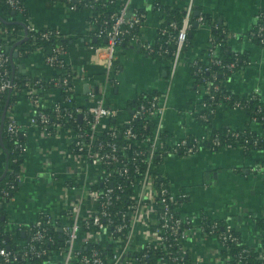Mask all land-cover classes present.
Returning <instances> with one entry per match:
<instances>
[{
  "label": "built area",
  "instance_id": "1",
  "mask_svg": "<svg viewBox=\"0 0 264 264\" xmlns=\"http://www.w3.org/2000/svg\"><path fill=\"white\" fill-rule=\"evenodd\" d=\"M5 1L14 13L22 17L24 27L15 34L13 32L15 27L10 30L0 25L2 38L0 41V133L5 118L6 134L15 141L20 153L24 154L26 145L20 142L19 137L25 132L26 125L16 117L15 104L20 97H25L31 109L27 125H36L50 136L70 134V146L76 158L85 166L96 165L99 169V177L88 179L84 172V178L77 179L80 181L78 185L82 193L72 200L62 217L41 211L36 220L27 225L30 232L29 242L17 249L1 244V260L7 264L21 260L27 262L49 254L51 250L44 243L54 242L55 237L48 233L47 224H57L58 220L62 219L60 231L65 235V253L59 264H71L73 261L79 264H108V261L109 264L122 262L139 264L148 253L138 256L134 255V252L150 248L153 244L165 250L167 258H161L159 262L167 264L169 260L179 261L184 259V255H191L185 244L191 231H199L202 237H213L217 240L218 264H264V228L259 247H254L258 250L260 262H250L253 247L236 232L234 224L231 221L213 218L207 212L202 213L199 219L182 213L180 208L188 199L189 193L183 190L174 192L169 176L159 169L160 162L166 156L191 155L198 152L206 143H210L213 147L239 145L245 149L244 140L238 131L227 129L234 139L224 146L218 134L213 136L209 134L208 125L212 118L208 109L215 114L218 108L213 106L214 102L218 106L226 104L245 110L241 99L232 98V90L226 85V91L222 90L225 81L217 78V71L211 65L214 63L226 70H235L237 66L235 61L226 62L218 55L220 47L231 36H236L235 33H230L221 23H209L203 14L196 17L198 23L211 24L212 33L206 52L191 61L195 66L194 74L201 80L199 85L202 97L199 105L190 110V114L203 123L207 131L199 135L186 134L175 141H170L164 126L166 102L159 92L140 93L134 99L137 103L133 106L131 114L118 120L119 109L108 102L107 90L119 83L116 54L119 45L124 43L127 36L128 43H138L143 51L151 56L163 57L166 53H170L172 55L169 60L170 79L173 77L183 53L190 47L188 33L192 27L193 0H190L185 7L181 23L176 19L164 23L165 9L159 1L154 3V7H157L156 9L162 14L155 40L144 37L142 29L147 18V12L144 10L129 8L124 3L119 10L112 11L108 9L109 0H55L64 1L72 10L78 9L79 4L91 10L88 23L98 39L89 44L92 51L91 62L101 66L100 72L87 74L85 69L74 65L66 57L67 46L60 41L52 44L49 50L41 44L26 51H23L21 46H17L20 57H25V52L34 51H39L43 55L44 69L36 74L22 73L28 76L23 82H19L12 74L10 67L12 56L5 45L20 36L22 31L25 38L30 33L42 40L52 38L58 40L59 37L67 35L59 28L37 26L31 22L25 0ZM98 2L106 5L108 9V13L101 20L94 14ZM214 28L220 31L218 38L213 34ZM246 36L264 45V9L257 13L256 22ZM171 44L174 45L172 49ZM223 73L225 75L224 71ZM81 82H86L89 87L85 95L78 86ZM7 93L15 97L11 103H5L4 96ZM249 95L250 99H253L260 94L253 91ZM260 110L261 107H258L257 111ZM251 118L254 124L259 121L257 114ZM135 120L142 121L140 128H135ZM261 134L264 136V123L261 124ZM259 139L254 138L255 145H258ZM22 167L13 181L0 188L2 192L0 202L6 198L7 200L13 198L11 189L16 187L17 182H21ZM255 169L264 173V162ZM118 178L121 182L114 185V180ZM96 182H100L101 187H93ZM117 188L119 191H116ZM86 199L90 201L91 206L88 213L82 215ZM118 202L121 204L116 206ZM137 222H144L150 227L149 238L147 242L135 248L132 254H127L126 247L130 245L133 228ZM82 229L90 233L83 243L85 246L102 239L106 232L113 240L124 243V246L112 250L108 259L103 250L95 246L84 253L77 245L79 232ZM241 242L243 246L237 251H232L233 245ZM169 247H176L177 252L171 253ZM191 257L193 264H206L198 257L193 255Z\"/></svg>",
  "mask_w": 264,
  "mask_h": 264
},
{
  "label": "crops",
  "instance_id": "2",
  "mask_svg": "<svg viewBox=\"0 0 264 264\" xmlns=\"http://www.w3.org/2000/svg\"><path fill=\"white\" fill-rule=\"evenodd\" d=\"M108 9L119 10L124 3L129 8H139L147 12L143 26L144 37L155 40L161 12L154 9L159 1L171 7H186L190 0H109ZM29 20L37 26H50L61 29L70 39L66 57L74 65L85 69L87 74L100 72L101 66L91 62L90 42L98 41L88 23L91 10L87 8L69 9L64 1L25 0ZM194 14L209 15L220 22L231 36L226 44L232 51L244 52L249 62L235 69L225 79V85L234 93L246 95L253 91L264 101V46L250 40L246 34L256 22V15L264 9V0H193ZM22 20V17H19ZM190 32V47L170 79V64L161 56H151L138 43L119 45L116 54L119 70L118 84L109 87L108 102L119 109L117 119L128 117L133 110L134 99L142 92L157 91L166 102L164 119L165 131L170 141L186 134H202L206 126L190 114L199 105L202 94L196 81L191 61L204 54L212 26L208 22L198 23ZM96 37V39H95ZM25 40L24 31L9 43L13 66L20 73H39L44 69L43 55L34 51L20 57L16 47ZM86 82L78 86L83 95L88 90ZM84 99V98H83ZM31 109L25 97L15 104V115L26 125L23 133L26 150L23 154L22 180L5 205V228L13 244L20 248L30 240L27 225L36 220L41 211L62 217L73 199L82 192L80 181L85 177H99L96 165L80 163L71 150L70 134L47 135L36 125H27ZM249 115L242 108L222 104L218 106L212 123L214 126L242 128ZM261 129L260 123H255ZM206 143L191 155H168L159 164L161 172L167 174L174 192L189 193L180 211L196 219L207 212L213 218L231 221L241 233L243 240L252 247H259L263 231L257 224V217L264 210V173L255 168L264 162V148L246 151L239 145L213 147ZM7 154L0 147V176L7 169ZM84 174V175H83ZM90 201L86 199L84 213H88ZM88 208V209H87ZM144 222H137L133 228L127 254L148 241L149 230ZM90 233L86 229L79 232L77 245H83ZM93 236V235H92ZM100 239L108 251L121 248L124 243L115 241L108 233ZM185 244L191 255L202 259L206 264H218L219 243L213 237H202L199 231H191ZM64 249L53 248L42 262H14L10 264H59ZM0 264H7L0 259ZM71 264H78L73 261ZM120 264H131L122 262Z\"/></svg>",
  "mask_w": 264,
  "mask_h": 264
},
{
  "label": "trees",
  "instance_id": "3",
  "mask_svg": "<svg viewBox=\"0 0 264 264\" xmlns=\"http://www.w3.org/2000/svg\"><path fill=\"white\" fill-rule=\"evenodd\" d=\"M84 1H90V0H84ZM79 5H80L79 8L83 7V4H79ZM161 5L165 9L166 21L164 23H168L171 19H176L179 23H181L183 15L185 14V8L184 7L178 8V7L167 6L164 4H161ZM156 8L157 7H154V9H156ZM141 10H143V9H141ZM106 13H108V9L106 8V5H103V3L98 2L96 4V7L94 8L95 16H97L99 18V20H101ZM198 15L199 14L195 15L193 12L192 27L188 33V37H189L190 41H191L190 32L194 29V21ZM19 17H20L19 14L14 13L12 8L8 5V3L5 0H0V25L8 27V29H10V30L12 27H15L13 32L15 34H17V31H19V29H22L24 27V20L23 19L20 20ZM205 18H206V21H208L211 24L214 22H217L214 19H212L209 15H206V14H205ZM219 24H220V22H219ZM213 34L215 35V37L218 38L220 36V31L218 29L214 28ZM69 39L70 38L68 36H66V37H59L58 40L56 38H52V39H48V40H42L39 37H37L35 35H30V33H28V37L25 38V40H23L18 46H21L23 51H26V49H28V48H31L33 46L41 44V45L45 46V48L47 50H49L50 47L52 46V44H56L58 41L62 42L65 46H67L69 43ZM128 39H129L128 36L125 37L124 43H122V44H127ZM0 41H2L1 36H0ZM173 46L174 45L171 44L170 48L172 49ZM5 47L7 48V50H9V43H7L5 45ZM204 52H206V51L204 50L203 53ZM218 53H219L218 54L219 57H221L226 62L235 61L237 63V66L235 67V69L243 67L249 61V56L246 53H244V52H238L237 53L236 51H232L226 43L220 47ZM24 54L27 56L30 53L25 52ZM163 57L169 62V60L172 58V55L170 53H166ZM211 65H212V68L217 71V78L223 79L224 81H225V79H227V76H229L233 72V71L226 70L222 67H219L218 65H216L214 63H212ZM10 67L12 69V74L16 76V79L19 82H23V81H25V79H27L28 76L26 74L19 73V71L16 70V68L13 66L12 63L10 64ZM191 70H192V73H193L196 81H198L200 84L201 80L194 74L195 66H193L192 64H191ZM223 71L225 72V75H224ZM64 72L65 71H63V73ZM63 73H61V74H63ZM205 74H208V73L205 72ZM218 79H216V80H218ZM222 90L226 91L225 84L223 85ZM62 92H63L62 94L65 95V92L64 91H62ZM71 95H73V93H71ZM249 96H250L249 94L239 95V94L232 92V98L233 99H241L242 102L244 103V108H245L247 114L249 115V120H248L247 124L242 128L241 127L240 128H233V127L218 128V127L214 126L212 123V118L214 116V113H211L210 109H208L209 115H210V117H212L208 122V125L210 126L209 134L211 136L218 134V136L220 137V139L222 141V145L226 146L227 143L230 142V140L234 139L233 136L231 135V132H229L227 129L231 128V130H236L240 133V136L244 140L243 144L245 145V150L248 152L251 151L253 148H256V147L264 148V136L261 134V129H258L257 126L254 125L252 118H251L252 116L257 114L259 121L256 123H261V124L264 123V118H262V117H264V101L262 100L260 95H258L257 97H255L253 99H250ZM4 97H5V103L6 102L11 103L15 99V97L9 93H7ZM231 102H229V103H231ZM136 103H137V100L133 101V106ZM215 103L216 102L213 103V106L215 105L216 107H218L217 103L216 104ZM258 107H261V110L259 112L257 111ZM4 123H5V118L3 120V124H2L3 128H2L1 133H0V147L2 149H4V151H6V154H7V166H6L7 169L5 170V174L0 178V188L5 187L8 184V182L13 181L16 178L17 173L20 172L21 167L23 165V155L20 153L19 148L16 147L15 141L13 139H10L9 136L6 134ZM141 123H142L141 120H135V122H134L135 128H140ZM255 137L260 138L258 145L254 144V138ZM19 138H20V142H24L23 136H20ZM118 182H121L120 178H118L117 180H114V185H116V183H118ZM19 185H20V182H17L16 187L14 189H11L12 194L15 193V191L17 190ZM93 187H101V183L96 182L93 184ZM116 191H119V189L117 188ZM1 195H2V192L0 191V198H1ZM8 201L9 200H7V198H6L0 202V245L5 244L6 246H10L12 249H17L18 247H16L13 244V242L9 239V237H8L9 232L5 228L4 213H5V205ZM120 204H121V202H118L116 206H119ZM256 221H257L258 226L263 229L264 228V215L257 217ZM62 223H63L62 219H59L57 224H53V223L47 224L48 233L54 235V237H55L54 242L46 241L44 243V245L47 248H49L50 250H53V248L63 250L65 248V244H64L65 235L63 234L62 231H60V226L62 225ZM235 230L238 234L241 235V233L237 229H235ZM2 240H4V241H2ZM94 246L101 248L104 252V255L107 256V259L109 258V256H111L112 251L106 250V248L103 247L101 240H98L95 242H90L89 245L87 244V246L80 245V249L84 253H86V252H89L90 249ZM242 246H243L242 242L240 244H235L232 247V251H237ZM168 250L171 253L177 252L176 247H169ZM145 252L148 253V256L146 258L142 259L139 264H161L159 262V260L161 258H167L166 257L167 254L165 253V250L162 247H157L155 244L151 245L150 248H144L140 251H135L134 255L136 254L138 256H141ZM49 255H50V253L46 254L42 257H39V258L31 259L30 261L34 262V263L42 262ZM251 261L253 263H256V262L259 263L260 262V259L258 257V250L254 247L251 250L250 262ZM20 262H25V260H21ZM188 263L193 264L192 257L190 254L184 255L183 260H179V261L169 260L167 262V264H188ZM108 264H109V261H108ZM231 264H234V263H231ZM243 264H250V263H243Z\"/></svg>",
  "mask_w": 264,
  "mask_h": 264
},
{
  "label": "water",
  "instance_id": "4",
  "mask_svg": "<svg viewBox=\"0 0 264 264\" xmlns=\"http://www.w3.org/2000/svg\"><path fill=\"white\" fill-rule=\"evenodd\" d=\"M197 24H198V22L196 21V22H195V25H197ZM95 39H96V37H95ZM85 86L87 87V89L89 88L87 84H86ZM4 114H5V111H4ZM4 174H5V172H4ZM4 174H3V175H4ZM3 175H2V176H3ZM2 176H0V178H1Z\"/></svg>",
  "mask_w": 264,
  "mask_h": 264
}]
</instances>
